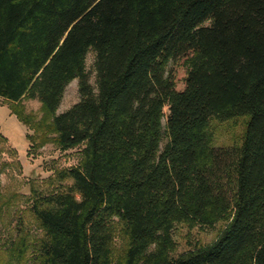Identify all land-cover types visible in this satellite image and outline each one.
<instances>
[{
	"label": "trees",
	"instance_id": "obj_1",
	"mask_svg": "<svg viewBox=\"0 0 264 264\" xmlns=\"http://www.w3.org/2000/svg\"><path fill=\"white\" fill-rule=\"evenodd\" d=\"M75 80L81 99L58 114ZM0 99L36 147H84L58 173L72 185L35 201L39 264H264V0H0ZM238 117L242 145L215 148L211 121ZM220 222L213 243L171 256L177 224Z\"/></svg>",
	"mask_w": 264,
	"mask_h": 264
},
{
	"label": "rangeland",
	"instance_id": "obj_2",
	"mask_svg": "<svg viewBox=\"0 0 264 264\" xmlns=\"http://www.w3.org/2000/svg\"><path fill=\"white\" fill-rule=\"evenodd\" d=\"M95 59V52H89L87 72L96 88ZM169 71L174 77L176 89L183 91L188 72L186 59L172 62ZM78 83L75 80L68 86L58 114L68 111L80 101ZM22 105L26 114H32L38 121L45 119L37 100L26 99ZM20 112L17 106L0 99V264H39L38 246L45 234L34 214L35 201L72 185L70 180L61 182L58 173L78 167L84 148L63 151L53 141L43 148L36 147L31 139L35 137V131L19 119ZM248 121L247 117L212 120L213 146L217 149L241 146ZM163 124L166 126V119ZM166 142L165 136L164 144ZM225 226V222L213 228L177 224L172 234L175 248L171 256L213 243ZM126 243L124 235L117 232L113 242L115 261L124 262Z\"/></svg>",
	"mask_w": 264,
	"mask_h": 264
}]
</instances>
